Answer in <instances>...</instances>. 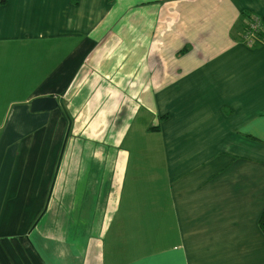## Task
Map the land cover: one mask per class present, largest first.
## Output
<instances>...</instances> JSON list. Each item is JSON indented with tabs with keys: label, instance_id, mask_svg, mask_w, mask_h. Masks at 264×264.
I'll return each mask as SVG.
<instances>
[{
	"label": "crops",
	"instance_id": "obj_1",
	"mask_svg": "<svg viewBox=\"0 0 264 264\" xmlns=\"http://www.w3.org/2000/svg\"><path fill=\"white\" fill-rule=\"evenodd\" d=\"M246 14L264 29V0H0V264H264Z\"/></svg>",
	"mask_w": 264,
	"mask_h": 264
},
{
	"label": "built area",
	"instance_id": "obj_2",
	"mask_svg": "<svg viewBox=\"0 0 264 264\" xmlns=\"http://www.w3.org/2000/svg\"><path fill=\"white\" fill-rule=\"evenodd\" d=\"M245 25L239 39L248 47H253L255 44H264V38H258L259 33L264 34L262 22L253 18L249 21H244Z\"/></svg>",
	"mask_w": 264,
	"mask_h": 264
},
{
	"label": "water",
	"instance_id": "obj_3",
	"mask_svg": "<svg viewBox=\"0 0 264 264\" xmlns=\"http://www.w3.org/2000/svg\"><path fill=\"white\" fill-rule=\"evenodd\" d=\"M57 102L53 97L39 98L31 103L32 112L51 111L56 109Z\"/></svg>",
	"mask_w": 264,
	"mask_h": 264
},
{
	"label": "trees",
	"instance_id": "obj_4",
	"mask_svg": "<svg viewBox=\"0 0 264 264\" xmlns=\"http://www.w3.org/2000/svg\"><path fill=\"white\" fill-rule=\"evenodd\" d=\"M243 17H244V21H246V20L249 21L250 19L257 18V19H259L262 22V19L260 17L256 16V15H254V14H246ZM244 26L245 25L243 24L242 25V30H243ZM242 30H241V32H242ZM258 38H264V34L263 33L262 34L259 33L258 34ZM258 224H259V228H260L261 232L264 235V211L262 212V214H261V216H260V218L258 220Z\"/></svg>",
	"mask_w": 264,
	"mask_h": 264
}]
</instances>
